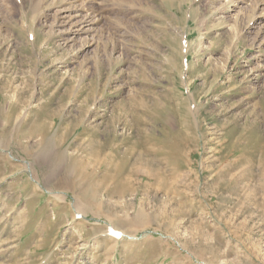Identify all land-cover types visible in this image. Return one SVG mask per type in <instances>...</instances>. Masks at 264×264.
<instances>
[{
    "label": "rangeland",
    "instance_id": "1",
    "mask_svg": "<svg viewBox=\"0 0 264 264\" xmlns=\"http://www.w3.org/2000/svg\"><path fill=\"white\" fill-rule=\"evenodd\" d=\"M249 3L0 0V264H264Z\"/></svg>",
    "mask_w": 264,
    "mask_h": 264
},
{
    "label": "bare ground",
    "instance_id": "2",
    "mask_svg": "<svg viewBox=\"0 0 264 264\" xmlns=\"http://www.w3.org/2000/svg\"><path fill=\"white\" fill-rule=\"evenodd\" d=\"M72 1H75V0H72ZM234 1V4H236L237 5V7H235L236 9L237 8H239L240 10H242V9H244V7L246 8V7H252L250 4L251 3H249L250 2V0H233ZM252 1V0H251ZM252 5H253V2H252ZM256 5H258V9H259V11L254 15V23H257L258 21H261L262 19L261 18H263L264 17V0H256V4H255V7H256ZM240 6V7H239ZM254 6V5H253ZM73 8H75V7H73ZM72 8V9H73ZM77 9V8H76ZM76 9H74L75 11H72L71 10V8H67V9H63L62 10V12L61 13H70L71 11H72V13H70L69 14V16L70 17H72L73 18V21L75 20V19H77L78 18V22H79V25L81 26V32H85V31H88V30H91V29H93V26L96 24L95 23V19H94V16L92 15V14H88L87 16H83L82 14H79V11H81V10H76ZM238 9V10H239ZM72 14V15H71ZM61 18H63V17H61ZM70 23V22H69ZM76 23V22H75ZM72 25V24H71ZM73 25H75V24H73ZM78 30V29H77ZM75 32V31H74ZM77 32V31H76ZM41 131V130H40ZM49 134V133H48ZM42 135V134H41ZM47 135V134H46ZM45 135V136H46ZM56 135V134H55ZM53 136V135H52ZM48 137V136H47ZM58 136L56 135V137H55V140H57L56 138H57ZM171 138V137H170ZM41 139H43V138H41ZM50 139H51V137H50ZM61 139V138H60ZM54 140V141H55ZM49 141V140H48ZM58 141H59V137H58ZM61 141V140H60ZM40 142V141H39ZM46 142V141H45ZM58 144V142L56 143V145ZM64 144V143H63ZM63 144H62V146H63ZM77 144V143H76ZM237 144V143H236ZM251 144V143H250ZM59 145V144H58ZM58 145H57V147H58ZM52 146V144H50V142H47L46 143V149H48V147H51ZM59 146H61V144L59 145ZM61 148V147H60ZM60 148H58V149H60ZM63 150V149H62ZM44 152H45V150H44ZM47 152V151H46ZM59 153V152H58ZM60 154V153H59ZM51 156V154H50V152H48L47 154H45L44 155V157H47V156ZM55 155H57V153L55 154ZM72 155V154H71ZM74 155V154H73ZM49 156V157H50ZM55 157V156H54ZM69 157V156H68ZM73 157V156H72ZM246 157V156H245ZM41 158H43V157H41ZM51 158V157H50ZM52 158H53V156H52ZM58 158V156H56L55 157V165L57 164V165H59L60 164V159L58 160L57 159ZM60 158H62V156H60ZM81 158V157H80ZM44 159V158H43ZM42 159V160H43ZM48 160V159H47ZM51 160V159H50ZM49 160V161H50ZM72 160V159H71ZM77 160V159H76ZM82 161H83V158L81 159ZM88 160V159H87ZM41 162V161H40ZM45 162V164L47 163L46 161H44ZM81 162V161H80ZM50 163V162H49ZM71 163V162H70ZM77 164L79 163V162H76ZM34 164V163H33ZM77 164H75V165H77ZM62 165V164H61ZM81 165H83V164H81ZM43 166V165H42ZM60 166V165H59ZM67 166V165H66ZM48 167H49V165H48ZM51 167V166H50ZM53 167V166H52ZM62 167V166H61ZM46 168V167H45ZM71 168V167H70ZM75 168V167H74ZM77 168H78V165H77ZM42 169V168H41ZM54 169H56V166L54 167ZM61 169V168H60ZM50 170V169H49ZM63 170V169H62ZM76 170V169H75ZM249 171V170H248ZM50 172V171H49ZM52 172V171H51ZM56 172H58V170H56ZM56 172L54 173V175H59V173L58 174H56ZM72 172H73V175H71L72 174ZM64 173H69V176L70 177H73L74 175H75V173H74V171L73 170H69L68 171V169L66 168V170H65V172ZM82 173V172H81ZM81 173L79 174V175H81ZM84 174H86V173H84ZM65 175V174H64ZM53 176V175H52ZM63 176V175H62ZM66 176V175H65ZM77 176V175H76ZM69 177V178H70ZM48 178V177H47ZM63 178H65L64 176H63ZM62 179V178H61ZM76 179H77V177H76ZM80 179H81V177L79 178V181H80ZM48 180H49V178H48ZM50 180H51V178H50ZM64 180V179H63ZM66 180H67V178H66ZM75 180V179H74ZM73 180V181H74ZM61 181V180H60ZM68 181V180H67ZM72 181V180H71ZM71 181H70V183H71ZM48 182V181H47ZM58 182V181H57ZM57 182H55V184L57 183ZM63 182V181H62ZM59 183V182H58ZM57 183V184H58ZM81 183H84V182H80V184ZM49 184V183H48ZM54 184V185H55ZM78 184H79V182H78ZM69 185H71V184H69ZM73 185V184H72ZM127 185V184H126ZM57 186V185H56ZM64 188V187H63ZM123 188V187H122ZM70 189V188H69ZM84 189V188H83ZM90 192V191H89ZM80 193V192H79ZM90 196V195H89ZM142 215L144 216V213L142 212ZM145 215L147 216V214L145 213ZM141 216V215H140ZM139 216V217H140ZM142 217V216H141ZM140 217V218H141ZM138 218V217H137ZM142 219V218H141ZM140 219V220H141ZM117 233V232H116ZM117 236L118 237H120V236H122L121 234H117Z\"/></svg>",
    "mask_w": 264,
    "mask_h": 264
},
{
    "label": "crops",
    "instance_id": "3",
    "mask_svg": "<svg viewBox=\"0 0 264 264\" xmlns=\"http://www.w3.org/2000/svg\"><path fill=\"white\" fill-rule=\"evenodd\" d=\"M18 134H19V133H18ZM48 140H50V139H45L46 142H47ZM46 142H45V143H46ZM55 172H56V171H55ZM71 175H73V172H72ZM47 177H48V176H47ZM47 181L49 182L48 178H46V181H45V182H47ZM48 182H47V183H48Z\"/></svg>",
    "mask_w": 264,
    "mask_h": 264
}]
</instances>
